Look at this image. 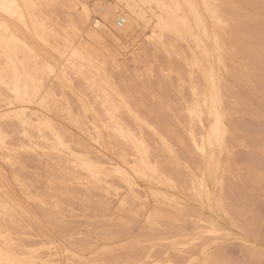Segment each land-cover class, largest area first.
Segmentation results:
<instances>
[{"label": "bare ground", "instance_id": "1", "mask_svg": "<svg viewBox=\"0 0 264 264\" xmlns=\"http://www.w3.org/2000/svg\"><path fill=\"white\" fill-rule=\"evenodd\" d=\"M240 7L0 0V264H228L224 224L255 235L235 219L251 208L231 190L232 81L257 85L264 66L237 46L255 37ZM76 208L121 227L142 216L146 233L92 238L66 224Z\"/></svg>", "mask_w": 264, "mask_h": 264}, {"label": "rangeland", "instance_id": "2", "mask_svg": "<svg viewBox=\"0 0 264 264\" xmlns=\"http://www.w3.org/2000/svg\"><path fill=\"white\" fill-rule=\"evenodd\" d=\"M233 1L235 2V4H237L238 6H241L243 8L242 12H245V14L247 13V16H249L250 14L252 15V13H253V15L255 13L257 16L258 15L260 16L258 18L255 15L254 16L252 15L251 16L252 18L249 16V18L251 20H249V18L246 16V19H245L246 21L243 24V27L245 29H248L245 26L252 27V28H250V30L251 31L253 30L254 35L252 34V32L249 33L250 30L248 33L255 36L254 37L255 39L253 38L252 40L250 39L249 41H247L246 39H244V40L242 39V40H240V42L237 43V46H239L241 48V50L243 49L242 50L243 52H246V51H244L245 49L246 50L249 49L247 46H249L252 49V51H254V52H251L252 53L251 55H249L251 60L249 59L248 63L251 64L252 68L257 69L258 66L261 65V62L264 59V56H262V54L264 55V50H262V49H264V46L260 47L261 45H264V32H263L262 38L260 37L261 34L260 33L258 34V32H261L264 30V28H263L264 27L263 26L264 25V11H263L264 10V0L263 1L262 0H260V1L259 0L258 1H256V0L255 1L254 0H242L244 2H242L241 0H233ZM237 1L239 3L242 2V5L239 4ZM246 1H248L249 3H246ZM250 1H254L255 4L254 5H253V3L250 4ZM256 2L259 4L256 5L257 4ZM252 6L256 7L257 10H255V8H252ZM246 10L249 11V13L250 12L251 13L249 14ZM252 19H254V20H252ZM254 29L255 30L257 29V31H258L257 35H255L256 31H254ZM259 37L261 39L257 40V39H259ZM241 41H245L246 44L244 42H241ZM261 42H263V43H261ZM239 43H244V44L241 47V44H239ZM256 45H257V49L255 48ZM255 53L257 56H255ZM254 57L256 59H257V57L260 58V59H258L259 61L255 60ZM262 64L264 65V63H262ZM260 68H258V70ZM262 68H261L262 70L260 69V71H259L260 73L258 72L260 79H262V80H260L261 83L256 85L255 78L254 77L252 78V81H253L252 85H254V88H255V86L257 88H258V86H260V88L257 89V92L259 94L254 91V88L252 89V85H247L246 83H244L242 81H238L235 78H233V81H232L236 86V96H238L236 104L239 103L238 105H236L235 103L231 104L232 106L229 105L231 107L230 110L232 108L234 109V107L236 106L234 111L231 110L233 112L232 124H233L234 129H235L234 130V136L237 139L235 142L232 143L233 147H234V145L236 146L233 148V157H234L233 160L235 159L234 165L237 168H241L242 171L240 173L239 179H237V180L231 179L230 180V182H232L231 186H233L231 188V190L234 194H239L237 196H239V198L241 197L240 201L243 203V205L245 207H248V209L251 208L250 213L249 212L245 213L244 216L241 214H238V215L236 214L235 219L238 222L239 226H241V228H253V232H255V235L249 237V235L243 233L242 231L234 229V227L229 225V223L224 224L227 228H230V231L232 232V235L230 236V238L226 239L222 243L223 249H222L221 259H223V261L228 263V264H264V150H263L264 144H262L264 142V106H262V105H264V66ZM247 89L250 91V93H248L249 91ZM262 93H263V95H262ZM249 95H250V97H249ZM251 95H253V96L251 97ZM254 95H255V98H254ZM260 95H262V96H260ZM260 97L261 98L263 97V98L261 99ZM247 101H250V102H247ZM239 105H240V107H238ZM240 108L242 109L241 111H240ZM261 110H262V112H261ZM170 120L171 119L169 117H166V118H164L163 121L165 123L167 121V123L171 124V125H172L171 122H173V124L175 123L173 120H171V122H170ZM182 122H185V120H183ZM238 126H239V128H238ZM236 128H238V129H236ZM261 130H263V131H261ZM235 131H236V133H235ZM257 133L260 135L258 136ZM243 135H245V136H243ZM242 138L244 139V141L242 140ZM250 138H251V140H250ZM252 142H253V145H251ZM261 149H262V151H261ZM254 155L257 157L255 158ZM259 156H261L262 158L261 159L258 158ZM247 159H248V161H247ZM256 159L258 161H257V167L255 169ZM249 162H250V165H249ZM255 170H256V173H255ZM257 175H259L260 177L262 176L261 181L258 183L259 185L254 182L255 177ZM253 176H255V177H253ZM251 177L254 178V180ZM250 181L253 182L254 184L251 183ZM254 186H256V187L254 188ZM235 188H236V190H234ZM241 195H243V196H241ZM246 203H247V205H246ZM249 205H250V207H249ZM73 213H74L73 216L71 215L72 217L69 216L68 218H66L67 222H69L66 224L67 225L69 224L70 227L72 225L73 226L72 228H77V229L79 228V230H81V232L84 235L90 234L92 236V238H95L96 235L99 233V230L96 229L99 226H100L99 228H101V227L102 228H130V230H128V235L132 239L142 237L144 235V233H146L147 224L144 221V218L142 216H140V218H139L140 220L139 219L135 220V218H134L133 220L135 222L132 220L133 223L131 222V224L129 226L121 227L117 223H115V221L113 223L112 222L109 223L110 224L109 225L108 222L106 221L107 218H105V217H102V216L92 217L91 214L90 215L87 214L88 212H85L81 208H76ZM247 217H248V219H247ZM244 219H246V220H244ZM239 220H240V222H239ZM242 226H244V227H242ZM185 228H192V225L190 223H188L185 226ZM152 233H150L152 236L157 235V232H152ZM246 240L252 241L253 242L252 244H255L256 249L253 250L252 248L247 247V244H244V242ZM98 243L101 244L102 242L99 241ZM142 248L140 247L137 250H139V249L141 250ZM162 252H164V248H157L153 253L155 256L160 258V256L163 255ZM223 261L221 260L222 263H223Z\"/></svg>", "mask_w": 264, "mask_h": 264}, {"label": "built area", "instance_id": "3", "mask_svg": "<svg viewBox=\"0 0 264 264\" xmlns=\"http://www.w3.org/2000/svg\"><path fill=\"white\" fill-rule=\"evenodd\" d=\"M121 25H123V21L122 20H119L118 21V26H121Z\"/></svg>", "mask_w": 264, "mask_h": 264}]
</instances>
